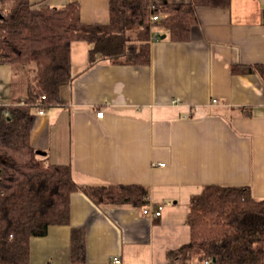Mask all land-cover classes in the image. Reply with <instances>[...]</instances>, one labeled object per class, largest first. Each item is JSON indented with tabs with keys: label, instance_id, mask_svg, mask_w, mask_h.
I'll return each instance as SVG.
<instances>
[{
	"label": "crops",
	"instance_id": "1",
	"mask_svg": "<svg viewBox=\"0 0 264 264\" xmlns=\"http://www.w3.org/2000/svg\"><path fill=\"white\" fill-rule=\"evenodd\" d=\"M30 1L78 2L83 23L109 22L110 0ZM197 15L185 42L151 28L148 65L91 66L90 45L72 43L73 82L61 89V105L35 113L31 145L47 163L71 164L80 185H144L151 211L167 205L157 218L74 193L70 223L31 238V264H71L78 229L88 264H167L169 251L190 242L189 204L206 186H249L264 200V0L203 6ZM237 65L255 70L233 73ZM27 75L0 63V104L26 97Z\"/></svg>",
	"mask_w": 264,
	"mask_h": 264
},
{
	"label": "trees",
	"instance_id": "2",
	"mask_svg": "<svg viewBox=\"0 0 264 264\" xmlns=\"http://www.w3.org/2000/svg\"><path fill=\"white\" fill-rule=\"evenodd\" d=\"M230 4L231 0H110L109 22L86 24L78 2L55 8L30 0H0V63L22 66L28 74L26 97L0 104V264H31V238L70 223L74 193H85L101 207L132 206L144 213L149 205L148 187L80 185L71 164L47 163L31 145L35 113L61 105V89L73 82L72 43L90 45L91 66L100 60L148 65L151 28L185 42L199 22V7ZM155 14L160 20L152 23ZM254 70L248 65L233 67V73ZM187 224L190 242L169 251L167 264H264V200L255 199L249 186H206L192 197ZM84 235L83 230L73 231L71 264H88Z\"/></svg>",
	"mask_w": 264,
	"mask_h": 264
},
{
	"label": "built area",
	"instance_id": "3",
	"mask_svg": "<svg viewBox=\"0 0 264 264\" xmlns=\"http://www.w3.org/2000/svg\"><path fill=\"white\" fill-rule=\"evenodd\" d=\"M154 8V6H153ZM160 20V16L158 14H155V15H151V22H156V21H159ZM180 102L179 99H176L175 100V103L178 104ZM42 113V112H41ZM104 116V112L103 111H100L97 113V117L99 118H103ZM167 204H160L158 205L156 211H151L149 208L144 210V213L147 215V216H150V217H161L162 216V212H163V209L165 208ZM207 264L209 263V261L206 262ZM113 264H120L119 262V259L118 258H114L113 260Z\"/></svg>",
	"mask_w": 264,
	"mask_h": 264
},
{
	"label": "rangeland",
	"instance_id": "4",
	"mask_svg": "<svg viewBox=\"0 0 264 264\" xmlns=\"http://www.w3.org/2000/svg\"><path fill=\"white\" fill-rule=\"evenodd\" d=\"M9 6H10V4L6 8H9ZM17 68H19L21 70V74H24L27 72V68L25 69L22 66H18ZM17 84H18V81H17ZM143 214L146 215L145 213H143Z\"/></svg>",
	"mask_w": 264,
	"mask_h": 264
},
{
	"label": "water",
	"instance_id": "5",
	"mask_svg": "<svg viewBox=\"0 0 264 264\" xmlns=\"http://www.w3.org/2000/svg\"><path fill=\"white\" fill-rule=\"evenodd\" d=\"M163 38H165V36H163ZM37 153H38V154H41V155L44 154V152H42V151H37Z\"/></svg>",
	"mask_w": 264,
	"mask_h": 264
}]
</instances>
